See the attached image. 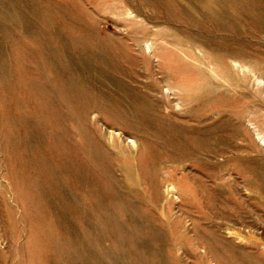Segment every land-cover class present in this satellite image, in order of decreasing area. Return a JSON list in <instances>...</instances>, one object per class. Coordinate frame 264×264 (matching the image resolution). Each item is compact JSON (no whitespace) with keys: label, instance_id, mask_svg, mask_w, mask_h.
<instances>
[{"label":"rangeland","instance_id":"obj_1","mask_svg":"<svg viewBox=\"0 0 264 264\" xmlns=\"http://www.w3.org/2000/svg\"><path fill=\"white\" fill-rule=\"evenodd\" d=\"M0 264H264V0H0Z\"/></svg>","mask_w":264,"mask_h":264}]
</instances>
